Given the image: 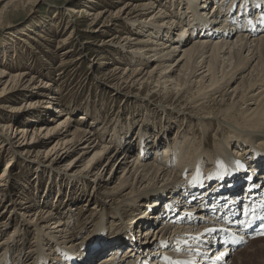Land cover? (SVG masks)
<instances>
[{
  "label": "bare ground",
  "instance_id": "1",
  "mask_svg": "<svg viewBox=\"0 0 264 264\" xmlns=\"http://www.w3.org/2000/svg\"><path fill=\"white\" fill-rule=\"evenodd\" d=\"M19 1L22 0H0V3H5L0 10V21L7 16L9 10L15 12L19 9ZM88 1L97 3V0ZM152 1L142 0L136 5L123 2L120 3L122 7L115 11L104 8L93 14L86 11H94L92 4L75 7L74 1H65L76 25L69 26L70 33L65 39L57 40L56 44L63 46L69 43L72 47L75 46L77 37H83V32H100L103 35L108 33L110 25L116 24L118 27L113 38L104 40L97 36L84 39L81 43L83 47H80L84 52H79L75 59L82 60L86 52H95L111 45L127 48L132 58L125 66L118 64L109 67L110 63L106 61L110 57L107 53L93 59V62H99L100 69L110 68L106 69L107 74L104 72L103 77L107 76L104 83L113 92L123 97H137L130 91L124 93L120 87L122 82L129 84L131 88L137 86L147 92L146 96L155 94L158 97L156 106L166 115H180L188 119V122L193 121L192 126H197L205 139L209 137L208 131L214 129V125L226 133H214L218 137L220 135L222 141L211 150L203 142L199 144L196 141V133L191 138L180 134L178 138L168 141L166 136L170 127L161 123L163 127L159 130H150L145 119L147 125L140 120L138 130L133 131L136 138L128 136L127 127L120 126L119 130L115 127L110 138L104 141L108 132L100 130V133H96L93 130V125L94 128L102 125L100 121L99 124L85 126V122L89 121L88 114L74 120L73 111L57 102L59 97H54L55 89L52 90L54 81H37L28 73L18 71L10 75L6 70L8 68L0 67V110L13 113L0 116V155L4 153L10 157L0 173V188L4 187V183L9 182L11 185L13 176H10L9 169L14 163L36 164L78 182L90 180L96 183L99 192L97 199L117 208L111 210L107 217L104 214L94 231L91 229L96 219L87 218L84 219V227L77 231L79 219L73 214L80 208L78 213H82L86 204L73 210L70 208L69 211L67 208H60L61 206L52 207L53 210H64L55 215L52 209L45 208L48 207L49 200L46 194L40 197V201H35L34 205H27L23 200V206L18 207L19 202L13 199L10 187L0 190V210L4 207V211L10 209V212L13 210L14 213H19L22 218L21 230L30 232L32 226L39 241L45 235L48 236V241L45 240L47 249L43 245L38 251L45 249L49 253L33 255V264H89L98 257L95 264H175L177 261H188L190 264H226L234 248L222 246L218 252L213 253L216 244H221L220 236L214 235L215 231L206 233L204 229H215L220 224H215L217 220L210 215L216 217L221 213L227 218L230 214L226 211L228 206L235 211L248 199L264 209V32L254 39L252 34L239 32L236 24V33L230 32L233 26L227 29L228 21L239 23L246 11L264 12V0H214L216 9L210 12L214 16L213 21L207 20L204 14V10L208 9L203 5L209 0L200 2L201 6L195 5V0H168V8L177 9L181 6V10L178 9V13L183 15L181 21L169 19L171 17L166 10L160 8L162 3L159 1L155 4ZM149 13L152 14L143 20ZM239 13L241 15L238 16ZM119 19L124 21L117 25ZM142 21L144 25L141 28L135 27ZM123 23H129L132 26L129 33L135 35L121 37ZM182 26L185 28L178 33L176 29ZM36 35L41 46L49 41L41 33ZM199 36L203 37L198 38ZM32 39L37 41L28 33L18 38L21 42ZM71 47L59 54L63 63L74 59H69L72 56ZM177 53L180 56L174 58ZM152 62L153 67L143 73ZM135 63H139L138 66H134ZM237 80L238 83L231 86ZM18 92L25 97L35 95V100L28 102L27 107H15L6 101L8 95ZM145 97L140 98L149 100ZM49 107H54L53 115L47 119L51 123H46L43 119V124L36 126L37 116L40 113L45 116ZM61 116L64 118L60 119ZM23 117L32 120L29 123L34 125L14 128L12 121ZM227 124H231V127H226ZM180 129L175 130V136ZM29 138L32 142L27 143ZM45 142L52 144L45 149L33 148L34 144ZM193 147L197 150L193 151ZM76 152L79 154L68 161L67 165L64 164L66 158ZM158 152L161 154L160 158H157ZM150 155L156 159L151 162L145 160ZM130 157L132 160L128 161ZM57 195L58 198L55 196L54 201L52 200L54 203L61 202L59 191ZM115 195L117 198H114ZM37 202L44 206L34 215L32 209ZM4 211H0V264H28L30 250L24 252L22 249L25 248L26 241L25 246L17 248L16 245L11 246L13 234L3 237L6 230L4 228L9 225L8 219L4 218ZM206 211L210 215L204 214ZM126 216L130 218L125 224L127 226L131 227L132 223L137 229L151 226L144 230L141 240H136L129 234L127 227L121 222ZM64 217H67L66 221L63 220ZM159 218L164 221L155 232L151 231ZM195 218L200 224L194 225L197 222ZM231 218L232 215L228 220ZM166 219L172 221H165ZM91 224L92 227H89ZM68 230L73 232L70 245L63 242L67 238L65 236L69 235ZM232 231L245 237L241 227H235ZM25 232L24 240L28 236ZM194 237L199 239H193ZM74 241L77 246L73 244ZM51 243L53 246H48ZM59 245L62 249H56ZM124 246H127L126 249L117 255V251ZM128 252L130 260L126 262L123 259ZM221 253L225 254L223 258L216 260ZM104 254L107 255L101 257ZM133 257L137 260H132Z\"/></svg>",
  "mask_w": 264,
  "mask_h": 264
},
{
  "label": "rangeland",
  "instance_id": "2",
  "mask_svg": "<svg viewBox=\"0 0 264 264\" xmlns=\"http://www.w3.org/2000/svg\"><path fill=\"white\" fill-rule=\"evenodd\" d=\"M65 1H69V0H22V1H19L20 3H17L20 6L17 11L14 12L13 10H9V12L6 13L7 16H5L4 19L0 21V67L8 68L6 70L8 73H10V75L17 73L18 71L19 73H28L30 77H35L37 81L39 79L43 80L44 82L48 80L54 81L55 84L54 82L52 83L53 84L52 90L55 89V91L53 92V96L54 97L57 96V98L59 97L57 102H59V104L63 106L64 108L70 111H73L72 118L74 120L80 119L81 116H83L84 114L86 115L88 114L89 121L85 122V126L93 125V123L99 124V121H100L102 125H100L99 128L98 127L94 128L95 125H93V130L96 131V133L97 132L100 133L102 130L103 131L106 130L108 133L105 134L104 139H103L104 141L110 138L109 135L112 133V130L115 127H117V129L119 130L120 126L127 127V129L129 130L127 131L128 136L134 139L136 138V134H134V132L135 130H138L139 125H140L139 121L142 120L143 123L145 124L147 120L148 125L147 123L145 125H147V128L150 130L151 129L152 130L154 129L155 131L159 130L161 126L163 127L161 123L166 124V127H170V132L167 134L168 136H166L168 141H171L174 138H178L180 134L181 135L185 134L187 135V137L191 138L196 133L195 134L196 141L199 144L203 142V145H205L206 147H210L211 150L218 145L217 143H221L222 138L220 137V135L218 137L214 133H218V132L226 133L223 129H218L214 125L213 126L214 129L211 130V127H210L211 131H208L209 137L205 139L204 137H202L201 131L197 129V126H195V128L192 126L194 124L193 121L188 122V119L186 118L184 119L180 115L179 116L175 114L168 115L170 114L168 112H166L168 113L166 115L158 106H156V101L158 97H156L155 94L153 95L150 94V96H146L147 92H145L144 90L138 88L137 86L131 88L129 84L126 85V84H123L122 82L120 86L121 91H123L124 93H127L128 91H130L133 95H137V97H133V96L123 97L122 95H119L117 92L115 91L113 92V90L109 88L106 83H104L107 76L106 78H104L103 73L105 72L107 74L106 69L108 70L110 68L100 69L99 62L96 61L95 63L93 62V59H97L99 55L103 53L104 54L107 53L108 57H110L109 60L106 61L110 63L109 67L115 66L118 64H123L125 66V65H128V63H130L131 58H132V54L128 52L127 48H117L116 45L115 46L111 45L108 47H102L101 49L95 52L94 51L86 52L82 60L75 59V57L77 56L79 52H84L83 50H80L82 49L80 47H83L81 46L82 45L81 43L84 39L88 37H97V36L102 37L104 40L108 38H113L116 35L115 31L117 30V27H118L116 26V24L110 25L108 29V33L103 34V35H101L100 32H92V31L83 32V37L81 36V37L76 38V41L74 43L75 46L71 47L69 43L63 46L56 44L61 39L62 40L63 38L65 39L67 35L70 33L69 26L72 27L76 25L74 23L75 18L72 19L73 15L70 16L69 11H68L69 5L67 6L66 5L67 3ZM72 1H74V6L76 5L75 7H83L85 5L92 4L94 11L86 10L87 12L90 11L92 14L95 13V11L98 12L100 10H103L104 8H106L109 11H115L117 8L122 7L120 3H123V2H129L130 4H133V5H136L138 2L140 3L142 2V0H117L119 3L108 1V0H97V1L94 0L97 3L93 4L92 2H89L88 0H72ZM159 1L162 3V7L160 8H162L163 10H166L168 15L171 17L169 19L181 21V18L183 15L181 16L178 13V9L181 10V6L180 8H177V9L175 8L173 9L172 7L168 8V5H169L168 0H153L152 2H155V4H158ZM165 1L167 2L165 3ZM195 1H196L195 5L197 6L202 5V3L200 2H202L203 0H195ZM4 4L5 3H0V10L1 8H3ZM203 6L205 7V9H208V10H204V14L207 16L206 19L207 20L209 19V21L215 20L214 16H212L210 12L211 10L216 9V2L214 0H209ZM244 8H243V11H244ZM79 9H82V8H77V10ZM151 14L152 13L146 14V16L143 17V20H145V18L147 19ZM123 21L124 20H120V19L117 20L118 22L117 25H119ZM239 23H241L242 26H245L247 24L246 22L242 23V21ZM232 24L233 22L228 21L227 29L233 26L230 32L236 33V31L234 30L235 26ZM142 25H144L143 21L138 22L135 27L141 28ZM131 27L132 26H130L129 23H123L122 33H120L121 37H125L126 35H135V34L129 33V29H131ZM187 27L189 26L187 25ZM183 28L185 27L184 26L179 27L176 29V31L180 33L182 32ZM82 29H85V28L82 27ZM239 32L248 34V32H243V31H239ZM25 33L30 34V36L35 39L37 37L36 33H41V35L49 41L44 42L42 46L39 44L40 40L38 38L36 39L37 41L33 39L27 40V41L24 40L25 42L19 41L18 38H22ZM258 35L259 33L255 34L254 39H256L257 38L256 36ZM201 37L203 36H199L198 38H201ZM217 39H220V38H217ZM193 42L194 40L190 41V43L188 42V45H191ZM69 47H71L72 49V56L69 59L71 58H74V59H72L69 62L65 60V62L63 63L61 59L62 57L59 54L65 51L66 49H68ZM177 56H180V54L177 53L174 56V58H176ZM21 60L23 63L21 62ZM138 64L139 63H135L134 66H138ZM153 65H154V62L150 63L146 67V69L143 71V73H145L146 70L151 69ZM237 83H238V80L237 82L234 81L231 84V86H234ZM57 94L60 96H58ZM22 95L23 93H19V92L16 94H10L7 96L8 98H6L7 99L6 101L11 103L15 107H18V106L27 107L26 105L28 104V102H33L36 97L35 95L30 96V97L29 96L25 97ZM140 97L141 98L145 97L149 100H145V99L141 100ZM212 97L213 96H211V98ZM53 110H54V107H49L48 112L45 113V116L42 113H40V116L36 115L37 116L36 121L38 122L36 126L43 124L42 122L43 119L47 121V119L51 118V116L53 115ZM39 112H42V110H39ZM5 114L11 115L13 113H9L7 110L1 109L0 116L4 117ZM59 118L61 119L64 117L61 116ZM96 119L98 120L96 121ZM31 121L27 117H23V118H17L12 122H14V128H18V127H23L25 125L26 126L34 125L33 123H29ZM83 122L84 121H82V123ZM216 122L219 123L218 121ZM46 123H51V122L47 121ZM177 124H179V127L177 126ZM102 126L104 127V129ZM225 126L231 127V124H227ZM179 128H181L182 130L180 129V131L178 132V135L175 136L176 134L175 130ZM123 131H126V130H123ZM29 142H32L30 138L28 139L27 143ZM51 144L52 142H48V143L45 142L43 144L36 143L34 144L33 148H35L36 150L38 148L45 149V148H48ZM257 146L256 148H258ZM194 147H193V151L197 150V148H194ZM78 154L79 152H76L72 154L71 156L67 157L64 164L67 165L68 164L67 162L75 158ZM158 155H159V152L157 154V158H160L161 154L159 156ZM40 156L42 157V155ZM154 158L156 159V157H153L150 155L145 160H150L151 162L152 159ZM9 159L10 157L7 154L3 153V155H0V173L4 169L5 163ZM131 160H132V157L128 159V161H131ZM84 161H86V159H84ZM40 166L36 164H30V163L26 164L24 162L14 163L13 166L10 167L9 169L10 176H13L11 185L9 182L4 183V187L0 188V190L1 191L4 189L6 190L7 188L10 187L13 199H17L19 202L18 207L23 206L22 204L23 200L25 201V204L27 203V205H34L33 203H35V201L37 200L40 201L41 200L40 197H43L45 194L49 196L48 197L49 200L47 202L48 207H45L46 209H49V210L50 209L53 210L54 208L52 207L61 206L60 208L62 207L67 208V211H69L71 209L73 210L77 208V206L81 207L86 204L83 207L82 213H78V211H81V208H80L79 210L77 209V211H75L73 214L74 217L77 218V220L79 219V222H78L79 225H78L77 231H80L84 227V223H85L84 219L86 218L96 219V223L95 224L93 223L94 226H93V229H91L94 231L96 228H98L102 218L104 217L103 216L104 214L107 217L108 216L107 214L110 215V213L112 212L111 210L117 209L115 206H111L105 201L103 202V200L101 201L97 199L99 192H97L98 188L96 187L97 186L96 183H93L90 180H85V181L81 180L78 182V180H74L69 177L62 176L58 172L46 170L44 168H41ZM62 168H65V167H62ZM177 175H180L179 172H177ZM181 178L183 179V177ZM75 181H77L78 183H76ZM58 191L60 192V195H61L60 197L61 202L56 201L57 203L56 202L54 203L53 202L54 197L57 196L56 198H58L59 196L57 195ZM116 196L117 195H115L114 198H117ZM25 199H27L28 202ZM88 199H89V202H88ZM188 205H191V204L189 203ZM41 206L43 207L44 204L43 203L40 204V202H37V205L32 209V212L34 215H36V211H38V209ZM1 210L4 211V207H2ZM53 211H54L53 212L54 214L57 212H60L61 214L64 210L62 211L53 210ZM199 212L197 214H199ZM4 215H5L4 216L5 220L8 219L9 225L6 228H4L6 230H4L5 232L3 234V237H8L11 234H13L12 235L13 243L11 244V246L16 245L17 248H20L21 245L25 246V241H26V246L25 248L23 247L22 249L24 252L30 250L29 263L32 262L33 264V261L31 260L33 255H38V254L44 255V254L49 253V252H46L45 249L44 250L39 249L38 251V248L43 245H44L43 247L47 249V244H45V240L46 242L48 241L47 235H45L44 238H42V240L39 241L40 238L38 237L36 230L32 226H30L31 228L30 232L28 231L25 232L21 230L20 226L22 225L21 224L22 218L19 216V213H16V212L14 213L13 210L12 212H10V209H5ZM129 219H130L129 216L123 217L121 222L124 223L125 225L126 223H128L127 221ZM63 220L66 221L67 217H64ZM158 220L159 221L155 222V224L152 226L151 231L155 232L157 227L160 226L162 221H164L163 218H159ZM165 221H172V220L166 219ZM196 224H200V221L197 220V222L194 225ZM85 226H87V224H85ZM125 226L127 227L128 233L131 234L136 240L137 239L141 240L143 238L144 230L151 227V226H147V227L137 229L133 226V223L131 227L127 225ZM89 227H92V224ZM108 227L110 228L109 223H108ZM25 228L27 227H24V229ZM14 229H16L15 233H12ZM24 232L25 234L28 235L26 237V240H24V236H23ZM68 234H69L68 236H65L67 238L63 239V242L68 243L67 245H70L69 241L71 239V236L73 235L72 230H68ZM261 238H264V237H261ZM246 240H248V238ZM73 244L77 246V243L75 241L73 242ZM49 245L53 246V243L48 244V246ZM220 245L221 244L216 245V248L213 253L218 252V248L222 247V245L221 246ZM126 247L127 246H124L122 249H119L117 251V255L122 254V252L124 251V249H126ZM57 248L62 249V246L59 245L56 247V249ZM233 250L234 251L228 257V262H227L228 264H264V240H261L259 237L253 238L248 243L246 242L245 245L241 246L240 248L233 249ZM66 252L71 254L68 251ZM172 253H173L172 255L174 256L175 252H173V250H172ZM71 255L73 257H76L73 254ZM106 255L107 254H104L101 257H105ZM123 255H126V254L124 253ZM129 255L130 254L128 252L126 255V258L123 260H126V262H129L130 260L128 259ZM98 259L99 257L95 258L89 264H95L96 262H98ZM131 259L137 260L135 257ZM140 263L142 262H139V264Z\"/></svg>",
  "mask_w": 264,
  "mask_h": 264
},
{
  "label": "snow or ice",
  "instance_id": "3",
  "mask_svg": "<svg viewBox=\"0 0 264 264\" xmlns=\"http://www.w3.org/2000/svg\"><path fill=\"white\" fill-rule=\"evenodd\" d=\"M245 214L247 215V213H245ZM251 223H252V221H248V223L245 224V227H247L248 224H251ZM214 231H215V229H209V228L204 229V232L209 233V234L214 232ZM260 234H264V232H261ZM193 239H199V237H194ZM224 255H225L224 253H221V255L216 257V260H221ZM175 264H190V262H188V261H177V262H175Z\"/></svg>",
  "mask_w": 264,
  "mask_h": 264
}]
</instances>
